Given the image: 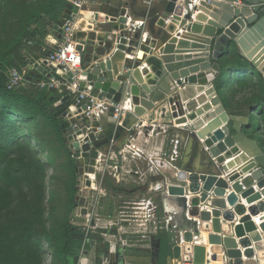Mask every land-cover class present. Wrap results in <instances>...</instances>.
I'll return each instance as SVG.
<instances>
[{
	"label": "water",
	"instance_id": "water-1",
	"mask_svg": "<svg viewBox=\"0 0 264 264\" xmlns=\"http://www.w3.org/2000/svg\"><path fill=\"white\" fill-rule=\"evenodd\" d=\"M71 9L68 2L49 30L52 35H46L52 47L61 38ZM152 15L159 17V25L170 24L160 32L157 46L148 45L143 59L124 61L125 52L134 49L121 36L106 58L98 53L82 62L80 90L130 104L115 131L111 115L101 130L98 121L85 115L87 97L78 103L65 95L56 103L71 102L63 115L70 122L66 130L74 140L70 145L74 156L82 154L92 165L111 141L127 136L160 108L161 118L180 127L183 142L190 141L188 159L182 160L179 170L173 167L166 173L162 187L167 208L176 211L182 261L264 264V150L244 132L253 129L257 108L229 106L222 76L218 79L220 60L235 47L264 81V0H165L152 8ZM28 62H34L29 80L49 77L54 70L53 64L46 66L34 58ZM62 77L72 81V73ZM55 92L51 87L45 94L53 99ZM168 106L176 109L171 114H179L178 109L184 113L169 115ZM238 112L243 119L236 118ZM197 158L201 169L195 167Z\"/></svg>",
	"mask_w": 264,
	"mask_h": 264
},
{
	"label": "rangeland",
	"instance_id": "rangeland-1",
	"mask_svg": "<svg viewBox=\"0 0 264 264\" xmlns=\"http://www.w3.org/2000/svg\"><path fill=\"white\" fill-rule=\"evenodd\" d=\"M18 1L22 0H13L11 8L18 4ZM17 18L12 20L9 16L11 24L7 31L10 32L6 31L4 35L0 33L2 37H8L16 29ZM36 116L40 126L36 129L37 131L27 134L25 139L31 143L32 155L46 164L43 199L40 204V207L45 210V222L43 227L37 225L34 230L36 238L40 239L39 264H54L52 244L56 236L62 233L66 224L71 230L81 235L82 242L77 251L75 264H155L158 254V241L155 235L162 227L164 229L167 227L166 230L171 233L172 249L179 247L181 234L179 228L175 230L173 227L176 223L174 217L164 214L160 209L156 210L154 202H147L145 195H142L143 188L129 187L123 181L130 178L131 173L136 171L133 170L135 159L144 162L145 165L149 162L140 156L145 147L154 146L159 142L157 135L162 131L165 135V149L160 157L167 158L171 162L169 155L171 146L177 140L176 134L179 132L177 128L173 126L164 128L161 124L142 127L140 130L146 129L145 132L150 134V140L146 141L145 138L136 140L137 146H133L135 144L132 141L119 146L114 141L110 142L105 153L95 162V168L91 170L88 158L82 154L74 156L75 150L70 146L74 140L69 139L71 135L67 133V130L63 137L68 144L55 150V146L50 142L55 138V132L51 127L43 126L44 119L39 115ZM65 118L70 124L68 118ZM21 127L24 130L27 128L25 125ZM132 132L133 135L138 133V128L129 133L132 134ZM36 139L43 141L47 152L39 150ZM182 147L179 145L178 150L172 155L175 164L179 163L178 156L181 154ZM70 152L76 164L74 184L77 193L73 205L69 202L72 180ZM138 165L141 169L144 168L139 162ZM120 167L123 168L120 169ZM140 170L136 172L139 173L142 171ZM31 198L32 193L27 185H24L20 193L14 191L10 206L0 213V223L9 228L16 226L21 217L27 216V206L31 205L29 203ZM156 200L157 198L154 201ZM50 211L52 215L48 218ZM53 231L57 234H53ZM45 233H48V237ZM180 254L179 248V255L173 257L177 260L175 264H183ZM171 259H167V264L171 262Z\"/></svg>",
	"mask_w": 264,
	"mask_h": 264
},
{
	"label": "trees",
	"instance_id": "trees-1",
	"mask_svg": "<svg viewBox=\"0 0 264 264\" xmlns=\"http://www.w3.org/2000/svg\"><path fill=\"white\" fill-rule=\"evenodd\" d=\"M12 2L13 0H0L2 35L6 34L11 24L10 20L18 17L15 22L16 29L8 37L4 38L0 35V213L10 206L14 191L22 192L24 185L29 186L32 198L29 201L31 205L27 206V216L21 217L16 226L9 228L0 223V264H39L40 239L36 238L34 230L37 225L43 227L45 222V210L40 204L43 199L46 164L32 155L31 143L25 138L27 134L37 131L40 123L36 115H39L44 119L43 126H49L55 132V138L50 140L55 150L68 144L63 134L69 123L63 113L70 110L71 102L55 104L59 99L56 92L52 94L53 99H51L46 96V91L39 90L30 81L12 90L6 88V83L11 68L22 70L27 66L28 58L37 59L35 56L41 51L48 53L52 50V47L45 42V37L50 28L57 23L68 1L22 0L11 8ZM258 75L257 84L263 91V102L258 98L253 99L252 103L259 109L261 120L264 122V81L260 73ZM245 79L244 75L241 76L238 83L241 84L246 81ZM21 125H25L26 130ZM45 134L48 136L47 133ZM35 141L40 151L47 152L42 140ZM69 159L72 173L69 202L73 205L77 193L74 184L76 164L71 152ZM51 215L50 211L47 217L50 218ZM55 233L56 231H53V234ZM45 236L48 237V233H45ZM155 238L158 241L155 264H167L168 258L179 255V247L172 249L171 233L166 229L159 228ZM81 242L79 232L71 230L66 224L52 244L54 264H75Z\"/></svg>",
	"mask_w": 264,
	"mask_h": 264
},
{
	"label": "crops",
	"instance_id": "crops-1",
	"mask_svg": "<svg viewBox=\"0 0 264 264\" xmlns=\"http://www.w3.org/2000/svg\"><path fill=\"white\" fill-rule=\"evenodd\" d=\"M164 1L165 0H95V3L89 6L84 12L85 18L82 20L80 28L76 32L78 45L81 46V50L79 51L81 61L83 62L87 59H91L98 53H100V57L106 58L111 53L110 51L115 49L118 45L121 36L126 37L127 42H129L128 46L134 49L132 52H125L124 61L126 62L128 59H133L134 61L143 59L144 55L148 52L146 50L149 47L148 45L157 46L160 32L166 27V24L167 26L170 24V22L167 21L165 22V26L159 25V17L152 15V8H157V6ZM175 26L177 27V25ZM52 33L53 32L49 31L48 34L52 35ZM174 34H176V32L170 33L172 36ZM184 38L185 37L182 39ZM45 42L52 47L49 40L46 38ZM109 47H111L110 50L108 49ZM46 53L47 52L41 51V53L37 54L35 57H37V60L43 59ZM220 66L221 71L218 79L222 76L220 80L223 87L222 93L229 106H252V100L258 98L262 101L263 91L257 84L259 82V71L241 57L237 48L233 47L232 52L220 60ZM244 66H246L245 70ZM243 75L246 81L239 84L238 80ZM30 82L32 83V81ZM180 90L182 92L185 91L183 89ZM160 106L163 107V104ZM176 107L178 108V104ZM172 108H174V106H168V111L166 113L173 116H180L184 113L183 111L180 112L178 109L179 114H171ZM256 112L253 129L244 130V132L256 138L264 150V122L261 120L259 109H257ZM236 118L243 119L239 112ZM107 119L105 120V118H103L102 122H106ZM167 121V119L161 118V109L159 108L155 113L147 114L143 118V122L134 129L136 130L138 128V133H134V135L133 132L132 134L128 133L124 138L115 140L114 142L119 146L132 141L135 146H137L136 140H142L143 138H145L146 141L150 140V134L145 132L146 129L142 131L140 128H147V126H155L156 124H161L164 128L172 127L167 124ZM175 128L180 130V127ZM163 132L164 131L157 135L159 142L154 146H147L143 149L144 151L140 157L149 161L146 165L142 161H138L137 159L134 160L135 167H133V170L137 171L141 169L138 165L139 162L140 165L143 164L144 166V168L141 169L142 171L140 170L141 172L139 173L133 171L130 178H126L123 181L126 185H129V187L140 186L143 188L144 193L142 195H145L147 202H154L156 210L160 209L164 214L167 213L174 217L176 221L175 224L177 225L175 228L176 230L178 228L176 211L173 208H167L165 199L162 196V187L165 184L166 173L171 172L173 167L179 170L182 160H187L191 154V148L190 141L189 143H187V141L183 142L182 140H184V138L182 134L181 136L178 135V132L176 134L177 140H175V144L171 146V154L169 155V159L171 156V162L168 161L167 158L160 157V154L165 149V135ZM179 145L183 147L180 156H178L179 163L175 164L172 155L178 150ZM104 153L105 150L102 151V155ZM121 168L123 167H120V169ZM156 198L157 200L154 201ZM242 204L246 207L248 206L245 203V199H242ZM261 234L263 235V232H261ZM181 243L179 244V248L181 247ZM170 261L171 262L168 264H175L177 262L175 258H172Z\"/></svg>",
	"mask_w": 264,
	"mask_h": 264
},
{
	"label": "built area",
	"instance_id": "built-area-1",
	"mask_svg": "<svg viewBox=\"0 0 264 264\" xmlns=\"http://www.w3.org/2000/svg\"><path fill=\"white\" fill-rule=\"evenodd\" d=\"M67 1L72 5V9L62 25L61 38L56 40L55 47H53L43 59H34L38 63L45 62L46 66L53 64V72H51V70L49 71V73H51L49 77L29 80L27 79V75L32 69L34 62L30 63L27 61L28 64L24 69L18 70L13 67L8 71L6 88L12 90L24 85L27 81H32L39 90L47 91L51 87L56 88V93L59 95V99H57L56 103L61 102V98L65 95H70L78 103L81 99L87 97L90 105L87 106L85 115L92 122H99L98 130H101L108 124L107 121L102 122L103 118L106 120L109 115H111L115 119V121L112 122L113 130L115 131L121 124L126 112L130 109V104L127 101L117 103L106 97L99 99L94 95L88 94L86 89H79V73L82 68V61L80 52L77 50L78 42L76 32L79 30L82 20L85 18L84 12L89 6L95 3V0ZM29 59L31 58H28V60ZM57 66H60V68ZM67 73H72L71 82L62 77L63 74ZM110 109H112V111H110ZM173 227L176 228L177 225L174 224ZM165 229H167V227H165ZM181 262L184 264H191L182 261V259Z\"/></svg>",
	"mask_w": 264,
	"mask_h": 264
},
{
	"label": "bare ground",
	"instance_id": "bare-ground-1",
	"mask_svg": "<svg viewBox=\"0 0 264 264\" xmlns=\"http://www.w3.org/2000/svg\"><path fill=\"white\" fill-rule=\"evenodd\" d=\"M140 54H142V53H140ZM178 135H180V134L178 133ZM180 136H181V135H180ZM180 136H179V137H180ZM101 155H102V153H101ZM81 161H82V160H81ZM97 161H98V160H97ZM95 164H96V163L94 162L92 165H90V168H89V169L92 170L93 168H95ZM199 164H200V160L196 159V161H195V167L198 168V169H201ZM170 167H171V166H170ZM167 173H168V172H167Z\"/></svg>",
	"mask_w": 264,
	"mask_h": 264
}]
</instances>
